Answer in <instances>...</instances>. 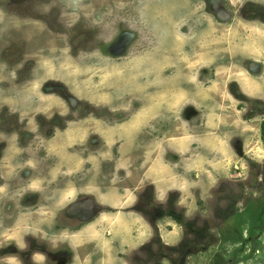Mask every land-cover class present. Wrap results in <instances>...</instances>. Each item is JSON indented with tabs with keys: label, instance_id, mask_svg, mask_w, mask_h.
<instances>
[{
	"label": "rangeland",
	"instance_id": "1",
	"mask_svg": "<svg viewBox=\"0 0 264 264\" xmlns=\"http://www.w3.org/2000/svg\"><path fill=\"white\" fill-rule=\"evenodd\" d=\"M184 91L193 92L184 98ZM24 102L45 106L48 117L60 112L63 122L74 112L99 130L144 119L156 139L171 108L173 137L188 122L216 138L212 128L222 124L220 144L233 165L228 176L205 183V195L185 180L179 194L159 196L147 177L111 174L112 165L104 176L99 170L100 180L85 178L88 159L106 152L66 150L64 132L43 130L41 118L37 131L25 132ZM189 104L200 107L199 117L188 115ZM263 123L264 0H0V162H14L0 164V264H264ZM32 133L58 141L65 156L22 152L23 142L32 144L31 155L38 148ZM43 161L60 170L53 184L43 182ZM69 165L81 168L75 177ZM9 185L12 198L1 188ZM32 186L59 189L27 193ZM118 190L126 199L117 209L101 199ZM71 202L76 222L63 214ZM83 202L93 214L86 221ZM13 233H21L18 246Z\"/></svg>",
	"mask_w": 264,
	"mask_h": 264
},
{
	"label": "crops",
	"instance_id": "2",
	"mask_svg": "<svg viewBox=\"0 0 264 264\" xmlns=\"http://www.w3.org/2000/svg\"><path fill=\"white\" fill-rule=\"evenodd\" d=\"M193 92V91H192ZM191 91H184L180 92L181 95L184 97V94H191ZM180 93H176V98L180 99ZM178 94V95H177ZM186 94V95H187ZM181 96V97H182ZM186 97V96H185ZM184 97V98H185ZM189 97H192L189 95ZM170 98L172 96L170 95ZM173 98V99H174ZM188 98V97H186ZM172 99V100H173ZM170 106H172V101L169 102ZM32 112H29L28 110L24 112V117H30L35 112H45L44 108L41 107H35L30 106L28 103L26 104ZM191 107L188 108V106L185 108V110L189 111L188 115H194L199 117L200 113L198 112V108L195 104H189ZM168 107V106H167ZM170 108V107H169ZM184 110V112H185ZM172 109L168 111L164 115V121L160 124L164 129L165 132L163 138L156 139L153 135L150 133L151 127L153 126L152 123H143L145 122L144 119H133V121L126 123V120L124 121H117L115 127L112 125L108 126V129L104 130V128L98 129V126L90 122H84L80 125H77L73 127L69 131H73L69 134V140L65 143L64 146H66V150L68 147H81L91 150V153L93 152V149L91 148H97L95 150L102 149V153L106 152V157L99 159L93 156H91L88 159L89 167L87 166L85 170V178H88L86 175L90 174L89 176L93 180H100V176L106 175L104 171L107 170L108 165H112L109 170L111 171V174L117 175L119 173V170L121 171H127V172H133L137 173L138 181L142 178L147 177V179L150 181L147 184L154 185V188L156 190V193L158 195H162L163 191L164 194H170L174 190L175 192L179 194L178 190L181 189L184 186V181H189L188 184L191 185V187L197 188L200 187L203 193L206 191L208 192L207 188H204L205 183L213 182V180L216 179L218 176H228V169L233 165V157H230V151H228V147L225 146V144H220L221 137L219 135V132L221 133V128L223 127L222 124H218L221 128H212V131H217V137H208L206 138L204 135L209 129L206 127V129L201 130L199 123H188L176 126V133L179 132V128H182L184 133L181 135H177L176 137H173V127L168 126L167 129V123L170 125H173V118H172ZM152 111H149L147 113H144V115L151 114ZM191 113V114H190ZM154 115V114H152ZM141 120V121H140ZM143 121V122H142ZM104 123L103 121L101 122ZM154 123V122H153ZM172 123V124H171ZM102 126V125H101ZM103 127V126H102ZM214 127V126H212ZM205 128V127H204ZM45 130V127L42 128ZM38 130V124L34 122H25L24 121V131L31 132V131H37ZM174 133V134H176ZM188 136V137H187ZM197 137V138H190V137ZM95 137V138H94ZM187 137V138H185ZM45 140L47 139H37L35 140L38 143V148H34L31 155L30 149L29 155L30 156H37L40 157L45 156L47 153H52V156L55 154L65 156L66 153H64L65 150H61L58 147L61 146L59 142L54 140L53 142L49 139L45 143ZM156 141H160L163 144L161 146L158 145ZM100 143V144H98ZM105 143V144H104ZM58 147H57V146ZM158 145V146H157ZM46 147H48V151H46ZM88 147V148H87ZM42 148L43 150L41 151ZM101 154V153H100ZM87 155V153H86ZM149 160V161H147ZM86 162V163H87ZM146 162H148L149 165L146 166ZM139 163V164H138ZM51 164L50 161H43L40 165H44L45 167H48V171L45 172H51V175L44 177L43 182L45 184L47 183V180L50 178V183L53 184V180L55 178L60 177V170L58 168L55 169V165L52 167L49 165ZM53 164V163H52ZM138 164V165H137ZM28 166V170L31 172L37 171V169H34L36 165L33 164L32 161L27 162L26 167ZM43 166H38V168L42 169L45 168ZM80 167V166H79ZM69 172L71 173H77V169H81L75 166L69 165ZM103 169V171H102ZM51 170V171H50ZM99 170H101V175L98 173ZM82 171V170H81ZM96 172V173H95ZM226 172V173H224ZM57 173V175H55ZM196 174V179H194L193 175ZM76 175V174H74ZM100 175V176H99ZM200 179L201 177H203ZM114 178V177H112ZM120 178V177H119ZM200 179V180H197ZM101 182V181H100ZM49 183V184H50ZM103 186V185H102ZM211 186V185H210ZM113 188L118 187L117 184H113ZM29 191H42L44 190L42 187H29ZM42 189V190H41ZM58 187H49V190H58ZM204 193V195L206 194ZM57 194V193H53ZM104 193H100V195H103ZM106 195V196H105ZM121 190H118L117 192H107V194H104L101 196V199L108 203V206L111 205L113 208L117 209V205L122 203L126 197L123 196ZM106 200H105V198ZM104 202V203H105ZM91 209V208H90ZM92 213H90L88 216L89 218L92 217ZM85 221L88 220V218H83ZM24 220H22L21 223H23L20 231H24ZM15 225L13 226L12 231H14ZM16 233H13L9 240H12L11 244H16L17 246L21 243V233L19 235H16ZM8 239V238H7ZM69 242L74 243L76 240H74L71 236H69ZM76 239V238H75ZM15 242V243H14ZM10 243V242H9ZM5 247V246H4ZM7 247V246H6ZM77 247V246H76ZM36 258V257H35ZM34 264H37V262H33Z\"/></svg>",
	"mask_w": 264,
	"mask_h": 264
},
{
	"label": "flooded vegetation",
	"instance_id": "3",
	"mask_svg": "<svg viewBox=\"0 0 264 264\" xmlns=\"http://www.w3.org/2000/svg\"><path fill=\"white\" fill-rule=\"evenodd\" d=\"M27 103H25L24 102V112H26L27 110L29 111V112H32L28 107H26L27 105H26ZM29 104V103H28ZM30 105V104H29ZM31 106V105H30ZM32 106H34V105H32ZM35 107H37V106H35ZM41 108H46L45 106L44 107H41ZM51 109L54 111V109L51 107ZM46 112H35L34 114H32L30 117H24V121L25 122H34V123H36V120L35 119H38V118H41V120L43 121V123L42 124H44L45 126H46V129L45 130H49V129H60V130H62L63 132H64V134H65V138L63 139V138H60L62 141V144H63V146L65 145V143L66 142H68V140H69V136L66 134L67 132H72L73 133V131H69V130H71L73 127H75V126H77V125H80V124H82V122L81 121H84V120H86V118H84V119H79L78 120V118H77V114H74V112H73V114L72 115H70V116H67V115H63L64 117H67L68 119L67 120H65L64 122L59 118V119H57L56 118V116H61L60 115V112H58V111H55V112H53V113H51L50 115H52V116H49L48 117V115H49V113L47 112V110H45ZM34 116H37V118H35ZM55 116V117H54ZM48 118H50V119H48ZM51 120V121H48V122H44V120ZM102 121H103V119H101ZM64 124H66V125H64ZM18 126H23V125H18ZM24 128V127H23ZM30 133V132H29ZM32 135H34V136H36L35 138H33L34 140H37V139H49L48 138V135L47 134H45V133H42V136H41V133L40 134H35V133H32ZM41 136V137H40ZM95 138V137H94ZM47 140H45V143L47 142ZM50 140V139H49ZM36 142V141H35ZM58 142V141H57ZM2 143H5V144H7V141H2ZM10 143V142H9ZM9 143L7 144V145H9ZM37 143V142H36ZM28 144V143H27ZM27 144H26V147H24V142H23V150H22V152H24V150L25 149H27V150H29L28 148H30V146H32V144H29L28 145V148H27ZM37 146H38V143H37ZM33 148H36V147H33ZM73 148H78V147H73ZM5 153V152H4ZM77 154H79V152L77 153ZM4 156V155H3ZM28 156H30L29 154H28ZM78 156V155H77ZM26 157H27V155H26ZM33 157H37V156H33ZM24 158V157H23ZM8 161L6 160V156H4V162H0V164H2L3 166H6ZM27 162H29V160H27L26 161V163ZM8 164H10V165H8V166H10L11 168H13L14 167V162L13 161H10V162H8ZM66 170H68V169H65L63 172H62V175H64L63 177L65 178V179H68V172L66 171ZM49 175H51V172L49 173H45V177H47V176H49ZM69 175L70 176H73V177H75L76 175H74L72 172L71 173H69ZM25 177V176H24ZM51 177H52V175H51ZM61 177V176H60ZM59 177V178H60ZM31 178V177H30ZM70 178V177H69ZM51 179V178H50ZM50 179L49 180H47V182L49 183L50 182ZM56 179V178H55ZM1 188H4V192H3V195H8L9 196V198H12V195L13 194H15L16 192H14V190L16 189L15 187H13V186H11V185H9L8 187H1ZM21 188H23V190H21V191H23L22 192V195L24 196V186L23 187H21ZM30 189V188H29ZM20 190V189H19ZM14 192V193H13ZM28 192H30V191H27V193ZM41 192H44L46 195H56V194H53L54 192H50V190H48L47 192H45V191H40V192H37V191H31V193H37L38 195H41ZM18 194V193H17ZM16 194V195H17ZM54 199V201L52 200V204H53V206L57 203V201H58V199H55V197H53ZM16 201V200H15ZM11 202L12 204V207H13V209L15 208V205H14V203H16V202ZM5 203H10V202H5ZM23 203V202H22ZM22 203H20V205L22 204ZM84 203V202H83ZM81 204L79 207H78V211H84L83 213H87V214H85V215H81V219H83V218H88V215L91 213V209L90 208H88V206L84 203V204ZM49 204V203H48ZM72 204V202L71 203H69V204H67L66 206H70ZM14 205V206H13ZM72 206H70L69 208H67V209H65V210H63V214H66L69 218V220L70 219H74V220H72V222H76L77 221V219H79L78 217H77V215H76V212H74L73 210H76V206H73L72 208H71ZM84 207V208H83ZM86 208V209H85ZM18 216V215H17ZM22 216V215H21ZM19 220H24V218L23 219H19ZM80 220V219H79ZM10 221H12V229H13V226L15 225V224H17V222H16V219L14 218V219H11ZM0 224H2V223H0ZM0 227H2L1 225H0ZM10 228V229H11ZM5 235H3V233L1 232V230H0V237H4ZM7 248H12V247H7ZM5 249V248H4ZM8 250V249H7Z\"/></svg>",
	"mask_w": 264,
	"mask_h": 264
},
{
	"label": "trees",
	"instance_id": "4",
	"mask_svg": "<svg viewBox=\"0 0 264 264\" xmlns=\"http://www.w3.org/2000/svg\"><path fill=\"white\" fill-rule=\"evenodd\" d=\"M262 137L264 139V123L262 124Z\"/></svg>",
	"mask_w": 264,
	"mask_h": 264
},
{
	"label": "water",
	"instance_id": "5",
	"mask_svg": "<svg viewBox=\"0 0 264 264\" xmlns=\"http://www.w3.org/2000/svg\"><path fill=\"white\" fill-rule=\"evenodd\" d=\"M220 14H221V13L219 12L218 15H220ZM223 14H225V12H224ZM228 16H229V14H228Z\"/></svg>",
	"mask_w": 264,
	"mask_h": 264
}]
</instances>
